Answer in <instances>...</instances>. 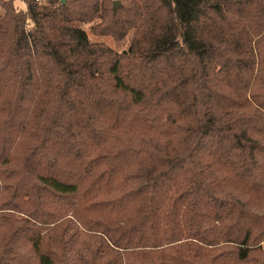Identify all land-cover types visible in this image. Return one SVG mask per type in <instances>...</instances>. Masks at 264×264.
<instances>
[{"label": "trees", "instance_id": "obj_1", "mask_svg": "<svg viewBox=\"0 0 264 264\" xmlns=\"http://www.w3.org/2000/svg\"><path fill=\"white\" fill-rule=\"evenodd\" d=\"M14 1L0 264H264V0Z\"/></svg>", "mask_w": 264, "mask_h": 264}, {"label": "rangeland", "instance_id": "obj_2", "mask_svg": "<svg viewBox=\"0 0 264 264\" xmlns=\"http://www.w3.org/2000/svg\"><path fill=\"white\" fill-rule=\"evenodd\" d=\"M3 1H11V0H3ZM120 1L122 4V0H117ZM15 6L19 9V10H26V5L22 0H15L14 1ZM87 34L89 36V38L91 39L92 42L95 43H105L106 45H108L110 48H113L115 51L122 53L126 50H128L130 43H131V38L127 37L126 39L122 40V41H116L114 38L112 37H97V36H93L88 29H86Z\"/></svg>", "mask_w": 264, "mask_h": 264}, {"label": "water", "instance_id": "obj_3", "mask_svg": "<svg viewBox=\"0 0 264 264\" xmlns=\"http://www.w3.org/2000/svg\"><path fill=\"white\" fill-rule=\"evenodd\" d=\"M66 2V0H63V3H65ZM122 4H121V2L120 1H115L114 2V6H113V10H114V12H116L117 10H118V8L121 6Z\"/></svg>", "mask_w": 264, "mask_h": 264}, {"label": "built area", "instance_id": "obj_4", "mask_svg": "<svg viewBox=\"0 0 264 264\" xmlns=\"http://www.w3.org/2000/svg\"><path fill=\"white\" fill-rule=\"evenodd\" d=\"M41 4L43 3V0H38Z\"/></svg>", "mask_w": 264, "mask_h": 264}]
</instances>
